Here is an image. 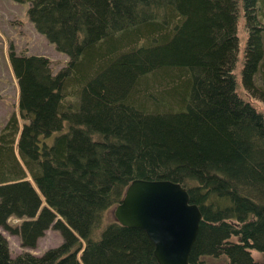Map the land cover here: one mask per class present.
<instances>
[{"label": "trees", "instance_id": "obj_1", "mask_svg": "<svg viewBox=\"0 0 264 264\" xmlns=\"http://www.w3.org/2000/svg\"><path fill=\"white\" fill-rule=\"evenodd\" d=\"M15 1L68 60L11 51L0 226L62 242L12 256L0 232V264H159L144 229L106 218L135 179L199 206L191 262L264 264V0Z\"/></svg>", "mask_w": 264, "mask_h": 264}, {"label": "water", "instance_id": "obj_2", "mask_svg": "<svg viewBox=\"0 0 264 264\" xmlns=\"http://www.w3.org/2000/svg\"><path fill=\"white\" fill-rule=\"evenodd\" d=\"M114 214L123 225L144 229L159 264H195L190 253L202 212L185 186L168 179H135Z\"/></svg>", "mask_w": 264, "mask_h": 264}, {"label": "rangeland", "instance_id": "obj_3", "mask_svg": "<svg viewBox=\"0 0 264 264\" xmlns=\"http://www.w3.org/2000/svg\"><path fill=\"white\" fill-rule=\"evenodd\" d=\"M29 2H17L15 0H0V130L7 118L13 112L18 111L19 85L13 72L10 54L14 50L17 54H36L50 58L54 71L64 66L68 55L57 50L55 45L38 32L28 13ZM242 18L238 26L241 50L235 72L240 77L242 65L243 45L245 43L246 31L242 25ZM247 98L248 96L245 95ZM259 101V100H257ZM107 220L115 219L113 207L106 214ZM19 219L11 217V223H17ZM2 232L9 241L12 256L28 250L35 254H42L50 247L59 245L62 236L56 229L48 228L38 238L34 247L23 246L21 237L0 226ZM257 260L262 261L260 254H254ZM204 264H229L224 257H210Z\"/></svg>", "mask_w": 264, "mask_h": 264}]
</instances>
